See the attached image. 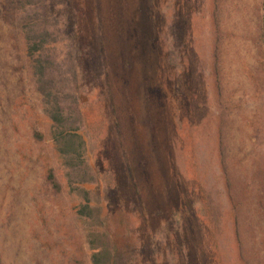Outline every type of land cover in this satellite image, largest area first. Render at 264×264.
I'll return each mask as SVG.
<instances>
[{
  "label": "rangeland",
  "instance_id": "rangeland-1",
  "mask_svg": "<svg viewBox=\"0 0 264 264\" xmlns=\"http://www.w3.org/2000/svg\"><path fill=\"white\" fill-rule=\"evenodd\" d=\"M41 15L58 71L69 45L96 71L81 128L121 259L264 264V0H0V264H93L25 54Z\"/></svg>",
  "mask_w": 264,
  "mask_h": 264
},
{
  "label": "trees",
  "instance_id": "trees-1",
  "mask_svg": "<svg viewBox=\"0 0 264 264\" xmlns=\"http://www.w3.org/2000/svg\"><path fill=\"white\" fill-rule=\"evenodd\" d=\"M27 2L31 1L25 3L30 5ZM47 20L43 15L39 21L30 19L22 26L21 33L25 42V54L30 62L31 80L52 124L51 141L64 158L71 176L74 179L81 178L72 188L76 192H80V188L84 190V201L78 207L77 214L84 217L90 226L87 240L92 254L91 261L93 264H130L133 260L132 252L129 251L131 256L122 260L117 247L113 245V237L96 228L108 225L112 219L107 207L102 216V205L99 202L106 197L103 195L105 192L101 194L102 174L90 162V154L86 149L87 139L81 128L83 94L93 85V74L95 72L96 75V71L87 69L89 62H86L85 55L73 45H69V48H73L74 52H68L64 56L69 64L68 69L65 72L58 71L56 60L51 54V47L58 42L53 31L48 28ZM46 181L55 193L61 192L50 167H46ZM92 192L95 200L89 197Z\"/></svg>",
  "mask_w": 264,
  "mask_h": 264
}]
</instances>
